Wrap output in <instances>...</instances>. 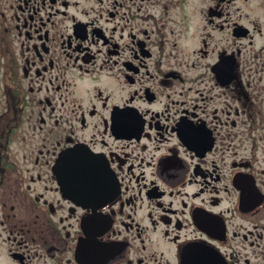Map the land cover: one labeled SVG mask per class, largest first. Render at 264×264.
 Returning a JSON list of instances; mask_svg holds the SVG:
<instances>
[{
	"label": "flooded vegetation",
	"instance_id": "obj_1",
	"mask_svg": "<svg viewBox=\"0 0 264 264\" xmlns=\"http://www.w3.org/2000/svg\"><path fill=\"white\" fill-rule=\"evenodd\" d=\"M261 9L0 0V264H264Z\"/></svg>",
	"mask_w": 264,
	"mask_h": 264
},
{
	"label": "rangeland",
	"instance_id": "obj_2",
	"mask_svg": "<svg viewBox=\"0 0 264 264\" xmlns=\"http://www.w3.org/2000/svg\"><path fill=\"white\" fill-rule=\"evenodd\" d=\"M259 15V16H258ZM255 16L260 17L264 21V9L259 10L258 12H255Z\"/></svg>",
	"mask_w": 264,
	"mask_h": 264
}]
</instances>
